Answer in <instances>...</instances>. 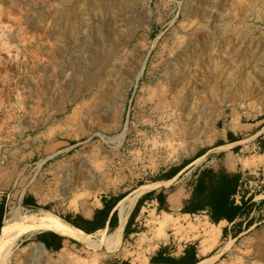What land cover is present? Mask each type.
<instances>
[{"label": "rangeland", "instance_id": "374dc122", "mask_svg": "<svg viewBox=\"0 0 264 264\" xmlns=\"http://www.w3.org/2000/svg\"><path fill=\"white\" fill-rule=\"evenodd\" d=\"M226 114L264 117V0H0V240L13 238L5 264H107L99 242L114 229L87 234L92 247L52 253L25 217L63 219L112 192L152 187L214 145ZM25 196L36 209L22 208ZM252 203L259 208L225 237L205 214L152 212L114 255L149 264L191 241L205 254L197 264H264V202Z\"/></svg>", "mask_w": 264, "mask_h": 264}, {"label": "crops", "instance_id": "0c3cea01", "mask_svg": "<svg viewBox=\"0 0 264 264\" xmlns=\"http://www.w3.org/2000/svg\"><path fill=\"white\" fill-rule=\"evenodd\" d=\"M218 129L219 132L215 144L200 152L201 156L199 158L193 161L192 159L188 160L180 165H176L165 170L163 174H166L169 177L172 176L171 179L159 178L150 182H165L169 180H172L173 182L174 180L179 178L182 180H179L180 182H175L176 185L172 182L168 185H161L158 188L147 191L140 197H138L128 215L129 218V216L133 212L132 219L128 225V233L127 235H124V228L128 221L127 218V221L123 228L122 238L136 235L137 232L135 230L139 228L138 226L142 224L143 221L148 220L147 217L152 212L154 214H169L179 220H182L183 218L191 219L192 217L199 215L182 213L180 211L183 208L182 202L188 199L190 196L191 188L189 184L191 179L194 178V173L203 168H212L214 170L224 169L228 173L240 174L241 185L238 188V192L234 196L235 204L240 205L241 202H243L245 204V208H251L249 216L252 214V211H254L255 208H259V206H257L258 203L252 204V202H256L257 197H260V200L264 202V190H262L258 195H252L253 190L251 188L253 187V184H256L257 182L263 184L264 186V117H262L261 119H251L249 121L243 116H239L237 118L233 117L231 114H226L224 116V119H222V126ZM255 156H262L261 161L255 159L257 167H243V160H250V158ZM199 159H202V161L200 163H196V161L198 162ZM256 170L262 171L256 174ZM257 175L260 176L258 177L259 181L255 180ZM126 194V192H122L120 194L112 192L108 196L105 195L104 197H99V199H97L98 202L93 201L88 205L80 208V210L72 212L69 215L65 216L71 223L75 224V226L68 223L67 221L66 222L75 229H78L85 234L97 235L98 232L102 230L108 233L109 220L114 212H116V220L113 221L114 227L112 228V230L119 225V212H117V205L119 201L123 199V197H125ZM159 195H161V197L159 200H157L156 197ZM35 204L37 205L38 203L34 196H25L20 201V205L22 206V208L28 209L30 211L36 209L34 206ZM113 204L115 206L111 208V205ZM104 206L110 209L108 211H104ZM0 207H2V209H0V218L2 219L1 224H3L6 215L4 214V208L1 203ZM142 216H144V219L141 221ZM245 217L246 216L237 218L231 223L224 220L220 221L217 225L223 224L222 228L220 229L221 236H223V229L229 230V227L234 226L237 223H241ZM205 218L209 219L206 214ZM248 219H250V217H248ZM245 223L246 220L242 225L245 226ZM143 225H145V223ZM37 236H41L46 241L52 243H60V249L58 251H53L52 249L47 250L44 244L36 241ZM33 241L43 245V248L46 251L52 253L60 252L65 249H72L78 244H82L78 240L71 238L70 236L61 235L54 231L35 232ZM189 244L194 243H191L190 241L188 242V245ZM116 251L117 249L111 251L107 250L106 260L108 261L106 263L128 264L125 260L120 259L116 255H114ZM158 251L148 258L149 264H151L150 260L152 258L159 259V261L160 259L179 260L183 256V253H181L180 255L169 253H163L160 255L158 254ZM199 254L201 255V257L205 256V254L201 253L200 250ZM199 254L196 249V258L198 260L200 259Z\"/></svg>", "mask_w": 264, "mask_h": 264}, {"label": "trees", "instance_id": "16d2710c", "mask_svg": "<svg viewBox=\"0 0 264 264\" xmlns=\"http://www.w3.org/2000/svg\"><path fill=\"white\" fill-rule=\"evenodd\" d=\"M201 156V153H197L194 158L195 160ZM162 178L171 179L168 175H163ZM161 182V181H157ZM240 174L228 173L224 169L214 170L212 168H203L194 173V178L190 181V196L188 199L184 200L183 208L180 212L188 214H200L205 213L209 222L217 225L220 221H227L229 223L233 222L237 218L242 216H249L251 208H245L244 203L241 202L240 205L235 204L234 196L238 192L240 187ZM161 195L157 196L156 199L159 200ZM243 199V198H242ZM251 204V203H250ZM253 204V203H252ZM251 204V205H252ZM37 208V205H34ZM115 205H111V208ZM2 209V207H0ZM47 210V208H44ZM110 208L104 206L103 210L108 211ZM96 215V214H95ZM133 212L128 218L126 226L124 228V235L128 233V225L132 219ZM68 223H71L67 217L63 218ZM116 220V212L112 214L109 220V232L114 227L113 221ZM2 219L0 218V228ZM241 223H237L240 227ZM252 225V219H247L245 227L248 229ZM83 230V229H82ZM85 231V230H83ZM94 231V230H93ZM91 231V232H93ZM86 232V231H85ZM241 231L235 232V236H238ZM227 234V230L223 229V237ZM36 241L44 244L47 250L58 251L60 249V243H52L46 241L41 236L36 237ZM164 249H160L158 254H163ZM199 260L196 258V247L194 244H189L183 251V256L179 260L173 259H151V264H197Z\"/></svg>", "mask_w": 264, "mask_h": 264}, {"label": "bare ground", "instance_id": "6f19581e", "mask_svg": "<svg viewBox=\"0 0 264 264\" xmlns=\"http://www.w3.org/2000/svg\"><path fill=\"white\" fill-rule=\"evenodd\" d=\"M160 183L162 182L154 183L152 187H155L156 185H159ZM152 187L148 186V187L140 188L126 195L122 199V201L120 202V206H119V225L104 239L100 240L99 242L100 246H104L109 251L114 250L119 246L121 238H122L123 228L127 221L130 210L132 209L138 197H140L145 192L153 189ZM12 217L14 219V216ZM25 218H26L25 221L27 220V222H29L30 224L37 226L36 231H39V232L54 231L61 235L70 236L71 238L78 240L80 243L84 244L87 247H92V243L90 242L89 238H87V234L81 232L78 229H75L70 224H68L66 221H64L63 219L59 218L58 216L48 211H40L38 214H31L30 216H27ZM15 221L17 222L16 219ZM5 236L6 234L3 236L2 240H0V264H5L8 261V258L11 252L10 247L12 245L11 243H12L13 238H9L10 240L8 239L9 241L7 242L5 241Z\"/></svg>", "mask_w": 264, "mask_h": 264}]
</instances>
